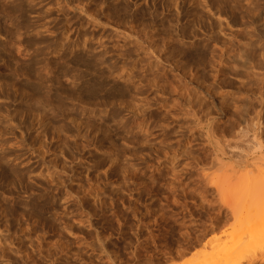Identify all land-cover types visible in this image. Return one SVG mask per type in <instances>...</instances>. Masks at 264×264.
<instances>
[{"label":"rangeland","instance_id":"1","mask_svg":"<svg viewBox=\"0 0 264 264\" xmlns=\"http://www.w3.org/2000/svg\"><path fill=\"white\" fill-rule=\"evenodd\" d=\"M0 264H264V0H0Z\"/></svg>","mask_w":264,"mask_h":264}]
</instances>
